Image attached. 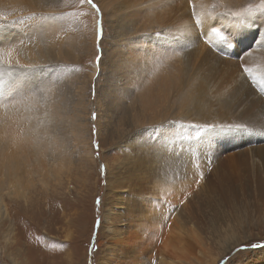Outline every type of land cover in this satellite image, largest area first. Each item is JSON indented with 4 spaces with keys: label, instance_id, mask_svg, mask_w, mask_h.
<instances>
[{
    "label": "rangeland",
    "instance_id": "1",
    "mask_svg": "<svg viewBox=\"0 0 264 264\" xmlns=\"http://www.w3.org/2000/svg\"><path fill=\"white\" fill-rule=\"evenodd\" d=\"M196 7L197 0H175L179 34H200L203 22L210 20L206 16L201 22ZM129 23L121 4L113 18L100 0H33L30 5L24 0H0V90L5 93L18 80L39 106L61 108L63 120L48 116L44 121L51 133L66 137L71 166L62 179H51L50 187L37 183L27 188L26 199L12 188L2 191L0 264H16L15 260L17 264H99L104 258L112 264H158L159 252H150L152 234L141 227L144 221L133 218L132 228L138 234L129 233L118 243L111 239L104 220L112 207L116 215L112 228L123 231L129 216L115 204L119 196L124 197L121 202L127 199L121 189L141 186L147 191L152 185L158 186L157 192L147 194L154 202L153 211L163 217L159 244L181 239L186 248L185 255L175 257L169 255V248L163 257L167 263L264 264V170L252 169L246 162L249 155L260 158L262 136L240 130L236 141L218 138L210 133L220 127L213 119V123H195L191 116L180 119L175 114V125L168 117L164 120L175 130V144L158 141L154 124L143 125L136 155L129 142L132 137L127 136L138 130L129 126L126 113L125 90L132 87L126 88L124 72L117 69L121 65L117 56L122 57L127 42L135 39ZM228 40L225 36L223 48L228 52L217 51L221 58L234 59L232 52L239 54L235 59L253 55L250 42L245 46L238 41L239 48H233ZM7 50L14 53L10 60ZM191 54L194 57L196 51ZM203 63L214 65L215 71L209 82L196 79L195 88L214 96L234 85L235 66L213 58ZM175 65L181 68L176 55ZM72 119L78 130L75 139L67 122ZM170 158H175L174 178L161 176L158 184L149 180L147 164L160 159L166 169ZM116 242L131 250L138 246L132 256L123 258ZM254 244L258 247H251Z\"/></svg>",
    "mask_w": 264,
    "mask_h": 264
},
{
    "label": "bare ground",
    "instance_id": "2",
    "mask_svg": "<svg viewBox=\"0 0 264 264\" xmlns=\"http://www.w3.org/2000/svg\"><path fill=\"white\" fill-rule=\"evenodd\" d=\"M7 1L17 3L22 0ZM32 1L24 0V3L30 5ZM100 1L104 10L109 11L113 18L119 14L121 4L124 8V15L130 19L129 27L135 36V39L128 40L125 54L120 58L117 56L118 62L121 61L120 68L117 69L124 72L126 88L127 86L132 87L131 90H125L128 101L126 113L130 116L129 126L133 128L137 126L138 130H135L134 134L132 132L134 129L130 130L127 136L132 137L129 142L136 155L139 154L138 143L144 137V133L140 130V126L143 125L153 127L154 124L157 127L156 139L158 141L160 140L163 144L167 141L169 146L170 143L175 144V130L164 121L168 117L175 125V114L180 119H190L189 116H191V119L196 121L195 123H213V119L214 124H219L220 127L218 131L210 133H214L218 138L235 140L238 138L237 133L241 130L245 134L259 133L262 136L260 139L264 140V84L260 83L264 80V13L242 17L233 15L250 4H258L259 0H211L208 4H206L207 0H197L196 8L200 10L197 14L200 15L201 22L202 17L210 16L211 18L206 25L203 22L200 34L192 32L190 35H186V32L182 35L179 31H175V0ZM212 28H219L224 36L230 39L228 43L233 48H239L236 44L238 41L243 42L244 45L250 42L252 46L250 52L253 55L235 59L239 54L232 52L231 57L234 59L221 58L217 51L225 53L228 50L225 49L226 47L223 48L225 40L219 41V38L212 33ZM146 29L147 33L144 31ZM142 30L146 34L138 32ZM255 47L257 50L254 49ZM184 48L190 51L184 52ZM192 51H196L194 57L191 54ZM7 52L9 60L14 57V53L10 50ZM175 55L181 60V68L175 65ZM208 58H213L214 61L223 60L236 67L234 85L229 90L217 92L214 96L201 91L199 86L194 87L198 84L195 81L198 78L207 82L211 81L215 68L211 64L204 65L203 61ZM244 69H250L251 75ZM115 75L118 76L119 73ZM7 88L8 91L5 93L0 90V197L2 191L12 188L18 197L26 199L27 188H32L37 183L50 187L51 179L56 182L71 167L68 160L66 137L64 135L59 137L55 131L51 133L44 121L48 116L63 120L65 114L57 105L39 106L37 101L31 97L32 94L31 96L26 95L28 91L26 85H22L18 80H13ZM74 121L76 119L67 121L70 128L69 135L73 139L77 137L78 132ZM152 121L155 122L151 123ZM143 153L146 158L150 159L152 156L147 150ZM132 155L135 156V154ZM259 156L260 158L253 155L247 157L246 162L250 168L263 167L264 170V151L260 152ZM160 159L158 162L153 160L146 166L150 175L149 180H153L154 183L158 178L161 179V176L172 180L175 175V158L166 161L167 167L169 166L166 169L161 166L162 160ZM157 188V185H152V188L148 187L147 191L141 186L121 189L128 195L127 199L122 202L124 197L119 196L117 200L115 199V204L118 203L119 208L125 209V214L129 216L127 222L121 218L125 222L123 231H120V228L117 230L112 228L114 223L111 220L113 216H116L112 207L106 211L104 220L108 222L106 226L110 232L108 234L112 236L111 239L118 243L123 241L129 233L138 234L135 232L137 229L132 228L135 226L131 223L133 218L139 222L144 221L145 225L141 227L146 230L147 234H152L150 252L151 250L155 253L159 252V255L156 253L158 264H172L167 263L163 258L166 257L165 253L168 249L170 248L172 252L169 255L175 257L185 255L186 248L181 239L173 241L168 239L167 242L159 244L158 235L163 217L159 212L157 214L153 211L154 202L150 198L151 195L147 194L151 192L150 190L155 189L156 191ZM2 206L5 205L2 203ZM4 209L1 207V211L5 213ZM135 213L140 215L137 217ZM119 245L116 248H119L122 257L128 258L133 255L138 243L131 245L132 250L124 243V246L119 247ZM14 263L17 264L16 260ZM99 264H112V262L111 259L104 258Z\"/></svg>",
    "mask_w": 264,
    "mask_h": 264
},
{
    "label": "snow or ice",
    "instance_id": "3",
    "mask_svg": "<svg viewBox=\"0 0 264 264\" xmlns=\"http://www.w3.org/2000/svg\"><path fill=\"white\" fill-rule=\"evenodd\" d=\"M89 3H92V0H88ZM254 13H264V0H259L258 4H250L248 5L247 8L242 9L239 12L233 13V15L242 17L244 15L251 16ZM197 22H199V19H197ZM102 32V29H101ZM212 33L215 34L216 37L219 38V41H224L225 36L224 33L219 29V28H212ZM232 45H229L231 47ZM99 59V58H98ZM244 71L248 72L249 75H251V70L250 69H244ZM253 80H255V77H253ZM261 84H264V80L260 81ZM203 176V174H201ZM99 203V200L97 201ZM251 247H258V245H252Z\"/></svg>",
    "mask_w": 264,
    "mask_h": 264
}]
</instances>
